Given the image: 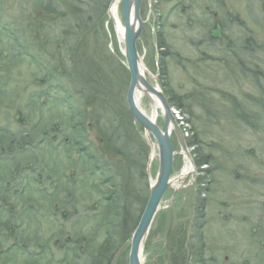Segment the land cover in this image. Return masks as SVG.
I'll return each mask as SVG.
<instances>
[{"label":"rangeland","instance_id":"374dc122","mask_svg":"<svg viewBox=\"0 0 264 264\" xmlns=\"http://www.w3.org/2000/svg\"><path fill=\"white\" fill-rule=\"evenodd\" d=\"M104 3L101 0L92 25L86 26L83 23L79 29L76 19L62 24L61 19L56 21L54 18L55 15L70 16L71 9L66 0H0V29L5 31L0 32V145H4L3 155L0 156L14 163L9 169L6 166L0 167V177L7 176L6 182L0 183L5 189V193L0 195V203L4 202L2 197L7 198L3 206L9 212V215L5 211L0 213L5 214L0 222L6 223L9 220L12 224V220H15L12 228L14 231L6 228L10 226L8 224L1 228L0 235L4 233L7 236L8 242L4 246L7 251L14 246V242H18L17 238H32L38 243L43 241L46 254L48 255V250L50 253V256H42L45 251H41L42 243L37 246L14 247L17 255L15 261L19 264L35 256L38 258V255H41L42 263L45 257L49 259L43 264L61 261L59 255L64 257L65 250L73 247L65 236L72 234L76 238L80 231L75 227L78 223L82 225L81 233L89 236L95 245L89 247L88 252L97 254L99 248L96 247L104 241L106 233V228L101 225L102 216L108 209L107 202L116 197L117 191L114 192L112 181L104 183L106 176H100L98 171L96 175H90L89 166L75 169L66 159L67 146L64 145V139L67 142L70 139L65 137L68 130L64 129H69L70 125L65 126L69 122L64 120L67 106L66 101H61L62 97L70 94L74 111L79 110L83 114L81 118L84 123H91L92 134L89 135L90 138L84 134L86 138L82 137V144H89L88 150L93 151L95 156L102 155V150L109 151L110 147H102L103 143H108L105 138L125 137L124 132H119L123 131L124 126L129 129L135 126L136 130H140V139L145 138L144 131L134 121L129 110L127 92L131 79L124 58H121L118 37L112 33L114 24L103 27L100 23L102 20H99L104 13ZM121 8L122 2L119 15ZM142 8L145 23L141 53L143 51L146 58L143 62L155 73L157 68L163 70L161 58L164 57V73L159 70L163 74L160 79L162 89L167 96L165 85L174 99H182V107L171 106L186 137H193L198 141L197 147L192 146L190 152H195L198 148L201 154L210 158V164L204 165L201 170L194 167L193 174L185 177V185L181 180L176 182V185L183 186L173 198V188L165 195V204L175 210L176 225L172 239L167 247L163 246L169 210L161 211L144 244L142 262L163 264L171 257L175 264L178 260L170 246L181 244L178 237L182 239V243L186 242L185 234L178 235L177 231L199 230L204 231V238L210 237V264H239L240 250H252L254 244L264 243V5L262 0H195L193 5L190 0H144ZM52 9L60 12L52 13ZM104 18H109L108 12ZM191 20L202 23L209 20L207 34L196 25L189 26ZM160 22L164 25L168 45L164 49L156 40L158 31L162 29ZM220 25L222 33L219 32ZM75 30L77 35L70 38V32ZM161 38L159 36V40ZM71 39H74V43L70 42ZM69 44H74L73 54H78L74 61L79 64L78 74L81 77L74 74L76 72L73 70L69 72L61 69L62 66L68 69H73L74 66L73 62L66 65V60L63 59L67 52L63 49L67 50ZM83 53L87 58L84 78L79 60V54ZM226 53L229 54V59ZM27 60L34 64H29ZM38 62L42 64L37 66ZM47 62L57 67L56 70H49L51 74L60 76L55 74L52 78H46L45 74L42 75L44 71L40 68ZM242 66L251 69L247 70V74H251L252 78L255 75L252 72L254 69L262 74L257 73L258 76L253 81L243 74ZM99 69L101 76L96 79V75L90 71ZM34 73L45 79L42 85L34 82ZM71 75H74L75 81L70 78ZM4 82L7 87L1 86ZM79 86L82 87V97L76 93ZM232 95L236 100L231 99ZM93 96L107 101L109 106L112 104L113 110L119 113L121 118L115 127L116 134H113L114 128L104 130L103 133L96 131V127L100 128L98 121L103 119H98L97 114L93 116L94 108L98 106V111H102L103 105L95 103ZM33 97L37 102L30 101ZM140 106L149 116L155 115V104L151 97L142 95ZM39 108H42V117ZM56 111L62 114V120L52 117ZM254 111L256 116L251 115ZM243 115L248 120L240 119ZM248 115H251V120ZM157 118L163 126L162 111L160 113L159 110ZM39 120L45 125L42 134L50 130V134L46 136H49V140L38 139L35 123ZM21 121H26L27 124L23 125ZM58 121L63 123L60 132L56 127ZM250 122H255L256 125ZM172 139L176 150L173 173L178 175L188 160L180 153L174 135ZM137 142L142 149H146L138 138ZM118 143L116 141V146ZM18 151H21L22 156L27 153L26 157L30 154L34 157L30 160L22 159L20 171H24L21 174L14 173L13 170L20 164ZM48 152L52 156L47 155ZM74 156L77 159L78 154H73ZM103 159L106 160L98 163L108 162L120 174L124 172L122 176L115 173L118 180L122 181L130 175L125 171V158L112 154V161L104 155ZM94 161L97 163L98 160L93 159ZM157 162L156 158L153 162L154 174ZM28 163L32 173L23 166ZM48 168L52 177L47 175ZM203 169H210L207 183ZM110 174L111 171L108 175ZM137 175L141 176L139 173ZM75 186L83 195H80V200L77 195L74 199L76 203H72L71 197L78 193ZM202 190L205 191L203 197H207L203 198L202 203L197 201L192 212L191 198L199 195ZM142 203L143 197L137 196L133 205L135 213L128 223L122 224L119 234L113 231L112 236L117 237V246L113 251L103 254L106 257L100 264H111L112 257V264H129L128 234L142 211ZM202 204L206 205V209L202 210L203 216L199 217L202 212L198 208ZM114 207L120 211L119 205L115 204ZM86 219L94 224L85 227L90 224ZM199 224L202 227L199 228ZM78 247L74 246L73 249ZM82 249L85 251L87 248ZM185 251L183 248L182 252ZM187 254L188 252L184 264H190L191 258ZM76 255L81 260L79 264L91 263L87 252L82 253L81 248H78ZM226 255H230L229 260L225 259ZM10 260L5 257L0 264H15Z\"/></svg>","mask_w":264,"mask_h":264},{"label":"trees","instance_id":"16d2710c","mask_svg":"<svg viewBox=\"0 0 264 264\" xmlns=\"http://www.w3.org/2000/svg\"><path fill=\"white\" fill-rule=\"evenodd\" d=\"M104 1H105V3H104ZM110 1L111 0H103L104 5L102 6V8L104 7V13L102 14L101 17H99L100 21L103 20L104 17H106ZM100 2H101V0H97V1H93V0H68L67 1L66 0V3H69L68 8L71 9L70 14H69L70 16L69 17H66V16L58 17L57 15H55L54 18L56 21H58V19L69 20V21L72 19H76L78 22L77 24H78L79 29L81 28V24H83V23L86 24V26H90V25H92L91 23H93V19L95 18V12H97V9L99 8ZM262 5H264V0H262ZM58 11H59L58 9L57 10L52 9L51 12L52 13L53 12L58 13ZM101 12H102V9H101ZM61 15H62V12H61ZM160 20H162V19H160ZM160 25L162 26V29L159 31L158 35L161 36L162 38L159 40L158 43H159V46L162 49H164L168 45L166 43V39L164 36V32H165L164 28H163L164 25L162 22H160ZM218 28H219V32L222 33L221 25ZM0 32H5V31L3 29H0ZM85 33H87V31ZM70 34H71L70 38H74L77 35L76 30L73 33L71 31ZM70 42L74 43V39H71ZM209 45H210V41H209ZM73 48H74V44H69L67 50L65 48L63 49L64 51H67L66 53H64L63 59L66 60V65L73 62V64H74V66L72 67L73 69H68V68L63 67V66L61 67V69H67L69 72H71L73 70L76 72L74 74H78V73H80L78 71L79 64H76V62L74 61V57L77 56L78 54H73V50H74ZM63 50H62V52H63ZM224 52H225V50L223 51V53ZM238 53H241V52H238ZM79 55H81V57L79 58V60L81 61L80 67L83 70L82 73H84L86 70L85 64H86L87 58L85 59V57L83 56V55H85L84 53L79 54ZM225 57H226V55H225ZM163 58H161L163 60V61L161 60V66H164V68L162 67L163 70L161 71L159 68H157V70H156V73L159 75L160 79H162L163 74L159 73V70H160V72L164 73V69H165V63H164ZM227 58L228 59L230 58L229 54H227ZM76 59H77V57H76ZM28 63L31 65L34 64L32 61H28ZM39 64H42V63L38 62L37 66H39ZM37 66H36V68H37ZM40 69H43L44 73H42V75L45 74L44 77L52 78L56 73L51 74L52 72L49 70L50 69L56 70L57 67L51 66L47 62ZM242 70L244 72L243 74L246 75V77L252 78L250 76L251 74H249V73L247 74V70H251L249 67L243 68V66H242ZM15 71L18 72L17 70H15ZM90 72H93V74L96 75V79H99V77L101 76V70L100 69L96 70L95 72L94 71H90ZM252 72H255L254 73L255 75H253V78H252L253 81H255V78H256V76H258V74H262V72H259L256 69L252 70ZM88 74L90 75V73H88ZM56 75H59V74H56ZM78 75L81 77L80 74H78ZM83 75H84L83 76V78H84L85 73ZM91 76H94V75H91ZM32 77L35 78L34 82L39 86L42 85L43 82L45 81L44 78H40V76H38L35 73ZM61 78H63L62 75H61ZM70 78H72V80L75 81L74 75H71ZM1 86L7 87V83L4 82L3 84H1ZM263 86H264V84H263ZM164 87H165L164 89H165L166 93L168 94L167 96H168V100H169L170 104L172 106L177 105L179 107H182L183 106L182 105V102H183L182 99L181 98H179V100L174 99L173 96L171 95L170 91L167 90V87L165 85H164ZM262 88L264 89V87H262ZM77 90L79 92L76 91V93L79 94L78 96H80L81 92H82V87L81 86L77 87ZM80 97H82V95ZM93 99H94L95 103H98L100 106L103 105L102 111H98L99 110L98 106L94 105L96 107L94 108L95 114H93V116L97 114V117H99L98 119L104 120V121L103 120L98 121V123H100V128L98 127L99 132L103 133L104 130L108 131V129L114 128L113 134H116V128L115 127L117 126V123H118V121H120V118H121L119 116V113L115 112V110H113V108H112L113 105L111 104L109 106L107 104V101L104 102L103 100L99 99V97H94V96H93ZM231 99L236 100V97L232 95ZM71 100H72V97L70 94H69V96L62 97V99H61V101H64V102L66 101L65 104L67 106V112H66L67 115H64V120H67L69 122V123L66 122L67 124H65V123L64 124L66 127H68V125H70L68 127L69 129H64V131L68 130L65 133V137L70 139L69 142L66 141L67 139H64V145L67 146V153H66L67 158L66 159L69 161L70 164H72L71 167H74L75 169H78V170H79V168L85 169V167L87 168L89 166L88 172L90 175H96V172L98 171L101 174L100 176H106V178L104 179V183H106L108 181H112L111 186H113L112 188H113L114 192L117 191L116 197L114 198V200L107 202V208L108 209L106 212L103 213V216H102L101 225L104 226V228H106V233H105L104 241L100 245L98 244L96 247L97 249L99 248V251L97 254H92L93 251L91 253L88 252L89 251L88 248L94 247L95 245H93V243H92L93 240L91 241L89 239V236L83 235L81 233L82 232L81 231L82 230L81 223H78V225L75 226L77 229L80 230L79 235L76 238L72 234H69V237H71L72 241L74 242L73 247L79 246L78 248H81L82 253H84L85 251L87 252V256L91 260V263H89V264H100L104 260V258L106 257V256H103V254H105V253L107 254L110 250L113 251V249L117 246V242H115V239L117 237H116V235L112 236L113 231H115V234L116 233L119 234L121 231V228H122V224L126 223V222L128 223L129 220L132 218V215L135 213V208H133L135 198L137 196L143 197V203H142V208H141L142 211L144 209V206L146 205V202L148 200V195H149V183H148V176L145 173V166H146V164H147L146 162L148 160L149 148H148L147 144L145 143V140L143 138L140 139V137H141L140 131L138 129L136 130L135 126H133L130 129L128 128V126H124V127H122V129L124 131L125 137H123V136L115 137L114 136L111 139L105 138V141H108V143L110 145V148L108 149L109 151L106 150L107 153L100 152L102 155L95 156L93 151H90V149L88 150L89 144H87V145L82 144V137L84 134L81 132V129L77 126L76 122H78L79 119H82L81 115H83V114L80 113L79 110L74 111L72 104H71ZM30 101L37 102L35 97L31 98ZM89 101H92V100L90 99ZM236 102H238V101H236ZM86 111H88V113H86ZM86 111H85V113L88 115L89 110L87 109ZM117 111H118V109H117ZM39 112L41 114V117L44 116L42 113V108H39ZM76 113H78V114H76ZM255 114H256V111H254L251 115H255ZM32 115L38 116L37 114H32ZM251 115H248L249 119L251 118ZM60 116H62V114H60L59 111H56L52 117L55 119L58 118L59 120H62ZM19 118H22V117L19 116ZM240 119L248 120L247 117L244 115ZM252 120H253V118H252ZM255 122H250V123L256 125ZM108 123H109V125H108ZM88 124L91 126L90 122ZM62 125H63L62 122L58 121L56 123V127H57V130L59 132H60ZM37 128H39V131L37 130ZM44 128H45V125H44V123H42V121H40V120L36 121L35 130L37 131V134H36L37 137L41 136ZM54 131H56V130L54 129ZM111 133H112V131H111ZM47 134L48 135L50 134V130H48L47 133H43L42 137H46ZM66 134H68V135H66ZM86 137H87V135H86ZM137 138L140 141H142V145H144V148H146L148 150L142 149V147L137 142ZM38 139H42V138H38ZM44 140H46V139H44ZM123 140H125V141H123ZM116 141L119 142L117 146H116ZM19 142H20V140H19ZM19 142H18V144L21 143V142L20 143ZM23 144L24 143H22V145ZM187 144L190 148L194 145H196V147H197L198 141H197V139H195L193 137L189 138V139L187 138ZM3 148H4V145L1 144L0 145V154L1 155H3ZM23 150H25V149H23ZM68 153L71 154L70 157H69ZM192 153H193L194 162L196 164V167H198L200 170L204 165L210 164V158L208 156H205L204 154H201V152L198 148H196L195 152H192ZM73 154L74 155L78 154L77 159H75V156L73 157ZM112 154L118 158L119 157H122V159L125 158L124 160L127 163V165H126L127 167L125 168V171H126L127 175L128 174H130V175L127 176V178L123 179L122 181L118 180L117 177H118V175L122 176L124 174V172H122V174H120L118 171H116L114 166L110 165V163H108V162L98 163V162H101L102 160H106V159H103V155L105 156V158L112 161V159H111ZM26 155H27V153H26ZM26 155L22 156L21 151H18L17 158H19L18 160L20 161L19 162L20 164H18V165L16 164L17 168L13 169L14 173L21 174V172L24 171V170L20 171V169H21L20 167H22V159L23 158L29 159V160H30V158H34L33 155H31V154L28 155L27 157H26ZM106 156H108L109 158ZM93 159L98 160L97 163L95 161L93 162ZM91 161L93 162L92 164H91ZM11 162L12 161H10L8 158H4V157L0 156V167L4 168L6 166L9 169V168H11L10 165H12V166L14 165V163H11ZM23 166L25 169L30 170V173H32V169H30V167H31L30 163L25 164ZM43 167H45V164L43 165ZM114 169L116 172L114 171ZM46 171L48 172L47 175L52 177V175L50 174L49 168L46 169ZM110 171H111V174L109 176L108 174L110 173ZM132 171H134L135 173H132ZM202 172L206 173L205 178H206V183H207L210 169H206V170L203 169ZM115 173H117L118 175ZM137 173H139L141 176H138ZM107 175L109 176V178L107 177ZM6 178H7V176H5L4 178L0 177V183L3 184V182H6V180H7ZM139 179H140V181H139ZM139 187H141V190L139 189ZM120 188H121V190L119 191ZM207 188H208V186L205 187L206 192L208 191ZM75 189H76V191H78V193H75L71 197V199L73 200L72 203H76V202H74L75 201L74 199H76L77 195H79L77 197V199H79V200L81 199L80 195H83L82 192H79V190L77 189L76 186H75ZM205 191L204 190L200 191L199 196L202 198H206L207 196L203 197L205 195H202ZM4 193H5V189L2 188V186H0V195H3ZM3 200H4L3 203L7 202V198L2 197V201ZM3 203H0V213H4V211H5L9 215V212L6 209H4ZM115 204L119 205L120 211L114 207ZM58 206L60 207V205H58ZM73 207H75V206H73ZM73 209H75V208H73ZM142 211L139 214V216L137 217L136 223L130 231L131 233L128 234L129 238H130L132 232L134 231V229L136 228V226L140 220V216L142 214ZM3 217H5V214L0 215L1 220ZM117 217H119L118 218L119 221L117 220ZM86 221H87V219H86ZM94 221L96 222V220H94ZM14 222H15V220H12V224L10 223L9 220L6 223L0 222V230H1V228H4L5 226H7L9 224L10 226H8L6 228H10L12 231H14V229H12L14 227ZM91 222H92L91 220H88L87 223H90V224L85 225V227H87L88 225L94 224ZM94 227H96V224L94 225ZM93 239H95V236L93 237ZM17 240H18V242H14L13 243L14 246L10 250L7 251V249L6 250L4 249V246L8 242L7 236H5L4 233H2L0 235V261L4 260V258L6 257V258L11 259L10 261L13 260L12 263L19 264L18 262L15 261V258L17 257V255H15L14 247H17V248L25 247V246L27 247V245L37 246V245L42 243V245H43L42 248L45 249V244L43 243V241L38 243L37 240H33L32 238H30V239H27V238L26 239H24V238L18 239L17 238ZM33 241H35V242L33 243ZM73 247L68 248L69 249L68 251L65 250L66 254L64 255L63 258H61V261H51V263L50 262L49 263L50 264H79L81 260L76 255V253L78 252V248L73 249ZM82 247L83 248L86 247L87 249H85V251H84V249H82ZM36 254H40V253H36ZM43 255L47 256V254H45V253ZM40 256L41 255H38V258L36 256L32 257L29 260L26 259L22 264H43V263H45L48 258L45 257V260L42 259L43 260V263H42ZM115 258H116V256H115ZM51 260H52V257H51ZM112 261H113V257L111 260V264H112Z\"/></svg>","mask_w":264,"mask_h":264},{"label":"water","instance_id":"95a60500","mask_svg":"<svg viewBox=\"0 0 264 264\" xmlns=\"http://www.w3.org/2000/svg\"><path fill=\"white\" fill-rule=\"evenodd\" d=\"M115 1L116 0H112L108 11L110 17L111 6ZM142 1L143 0H123V12L126 19V27L124 30L126 43L125 58L127 59V68L131 79L127 92V101L134 121L141 124L144 128L145 137L151 146V153L156 149V144L154 142L157 143L159 163L156 177L153 180L151 174L152 159L150 154L147 164V172L150 178V195L139 224L131 237L129 264H143V247L149 236L154 218L158 211L165 208V206L162 205L163 196L169 188H173L176 194L178 186H175L173 182H176L178 179H184L183 175L176 176L177 178H175L173 182L170 179L175 157V151L171 142V135L173 133L176 135L181 145V154L185 155L194 167V161L186 143L185 132L173 114V108L162 89L160 79L145 66L136 47V41L139 38L140 30L143 25L140 14ZM147 76L153 78L155 85H151L148 82ZM137 93H143L151 98L155 97L159 101L164 116L163 128L140 108L136 97ZM171 230L172 224L169 231Z\"/></svg>","mask_w":264,"mask_h":264},{"label":"bare ground","instance_id":"6f19581e","mask_svg":"<svg viewBox=\"0 0 264 264\" xmlns=\"http://www.w3.org/2000/svg\"><path fill=\"white\" fill-rule=\"evenodd\" d=\"M93 1H97V0H93ZM194 1H195V0H190V4L193 5ZM121 2H122V0H116V1L113 3V5L111 6V17H110V15H109V18H108L109 20L106 19V18H103L104 20H102L100 23H101V25H102L103 27H104V25H107V24H110V23H113V24H114V27H112V29H113L112 33H113V35H116V36L118 37V41H119V45H120V49H121V51H122V53H120V54H121V58H124V61H125L126 66H127V59L125 58V56H126V43H125V31H124V30H125V27H126V19H125L124 12H123V6H122V8H121V15H119V8H120V4H121ZM143 2H144V0L142 1V7H143ZM181 3H182V2H181ZM176 6H178V5H176ZM176 6H175V7H176ZM142 10H143V8H141V12H140V14H141V18H142V21H143V25H142L141 30H140L139 38H138V40L136 41V47H137V49H138V52H139L141 58H142L143 61H144V59H146V58H145L144 55H143V51H142V53H141V45H142V43H143V40H142V33H143L144 23H145L144 18H143V12H142ZM68 21H69V20H64V21L62 20V24H67ZM191 21H192V23H189V24H188L189 26L193 25V27H194V26L196 25V26L200 27L201 29H203L204 33L207 34V30H208V28L210 27V22H209V20L207 21V23H204L205 21H203V23H202L201 21H196V20H191ZM158 29H160L159 25H158ZM159 31H160V30H159ZM159 31H158V33H159ZM157 39H158V41H159V35H158V34L156 35V40H157ZM205 39L207 40L206 37H205ZM250 43L253 44L252 41H250ZM157 76L159 77L158 74H157ZM159 78H160V77H159ZM147 80H148V82H149L151 85L153 84V78H152L151 76H147ZM153 85H155V84H153ZM141 94H142V93H137V95H136L137 100H138V104H140ZM152 100H153V102H154V104H155V115H152V118L158 123V118H157V116H158V114H159V110H160V113H161L162 109L160 108V103H159V101H158L155 97L152 98ZM142 110L144 111L143 108H142ZM144 112H145V111H144ZM76 114H78V113H76ZM173 114L175 115L174 110H173ZM132 118H133V116H132ZM175 118H176V120H177L178 117L175 115ZM21 122H22L23 125H26V124H27L26 121H21ZM76 124H77V126L81 129V132H82L83 134L87 135V137L90 138V136H91V134H92V131H93L92 128H91V126H90L89 124H87L86 122L84 123L83 119H79V121L76 122ZM119 132L123 133L124 131L120 130ZM89 135H90V136H89ZM39 138H42L43 140H44V139L49 140V139H48L49 136L46 138V137H42V135H41V136H39ZM101 144H102V142H101ZM102 145H103V146H102ZM102 145H101V146H102L103 148H108V147H110L109 143H108V144L103 143ZM190 154H191L192 158L194 159V157H193V153L190 152ZM47 155L52 156V153H49V152H48ZM194 155H195V154H194ZM156 157H157V153H156V151L154 150V151H152V153H151L152 167H153V168H155L153 162L156 160ZM146 163H148V161H147ZM173 167H174V166H173ZM156 168H157V167H156ZM157 169H158V168H157ZM193 171H194L193 166L190 165V162H189V161H187L186 164H185V167L183 168L182 175L185 176V177H187V176L193 174ZM145 173H146V175H148V172H147V164H146V166H145ZM182 175H181V176H182ZM176 176H177V175H174V173H173V171H172V172H171V175H170V179L172 180V182H173V180H174L175 178H177ZM155 177H156V174H153V175H152V179L154 180ZM173 183H175V181H174ZM173 183H172V184H173ZM174 185H175V186H178V190H179L180 188H182V186H180V185H176V183H175ZM178 190H177V192H178ZM177 192H176V194H177ZM176 194H175V192H173L172 197L175 196ZM149 195H150V193H149ZM149 195H148V198H149ZM145 207H146V205L144 206V209H145ZM144 209H143V211H142V214H143V212H144ZM58 213H59V212H58ZM157 216H158V213H157L156 217H157ZM65 238L67 239V241H68V243H69L70 245H73L74 242L72 241V238H71V237H67V236H65ZM67 245H68V244H67ZM41 248H42V247H41ZM43 250H45V251H43ZM41 251H43V252L46 254L47 249L42 248ZM65 254H66V252H64V255H65ZM42 256H45V255H42ZM47 256H50L49 250H48V255H47ZM54 256L56 257V253H54ZM56 258H57V257H56ZM59 258H63V256L60 254V255H59Z\"/></svg>","mask_w":264,"mask_h":264},{"label":"flooded vegetation","instance_id":"af4514ba","mask_svg":"<svg viewBox=\"0 0 264 264\" xmlns=\"http://www.w3.org/2000/svg\"><path fill=\"white\" fill-rule=\"evenodd\" d=\"M96 128H97L96 131L99 132V128L98 127ZM101 152L107 153L106 150H102ZM179 174L181 175L182 172H180ZM180 186H183V185L180 184ZM191 200H192V212H193L194 205L196 204V202L198 201V203H202L201 201H203L204 199L197 194L195 197H192ZM198 209L200 210V212H202V210L206 209V205L202 204V206H200ZM167 210H169V221H168V227H167L165 239L163 241L164 247L165 246L167 247L169 245V242L172 239V234L174 233L173 231L174 227L176 225V220L174 218L175 216L174 207L169 206V209ZM202 216H203V212L200 213L199 217H202ZM171 223H173V228L169 234V228H170ZM200 227H202V224H199V228ZM177 233L178 235L185 234L186 242L182 243V239L178 237L181 244L176 243L170 246L172 248V251L176 253V259L178 260V262L175 261V264L176 263L184 264L186 252H188L187 257L191 258L189 259L190 264H210V260H211L210 259V246H211L210 237L204 238V231H199V230L197 231H177ZM262 236L263 235H261V237ZM260 241L261 240H259V242ZM183 248L186 249L185 253L182 252ZM181 252L183 253V255H181ZM238 254L240 257L238 261L242 264H264V243L263 242L256 243L253 245L252 250L242 249L240 250ZM225 259L229 260L230 255H226ZM163 264H174V261L170 257L166 262H163Z\"/></svg>","mask_w":264,"mask_h":264}]
</instances>
